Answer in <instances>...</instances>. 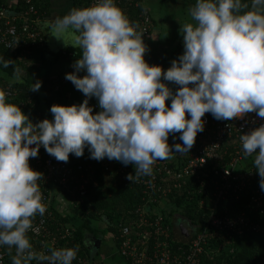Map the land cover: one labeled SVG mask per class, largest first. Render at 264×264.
I'll return each mask as SVG.
<instances>
[{"label":"clouds","instance_id":"clouds-1","mask_svg":"<svg viewBox=\"0 0 264 264\" xmlns=\"http://www.w3.org/2000/svg\"><path fill=\"white\" fill-rule=\"evenodd\" d=\"M190 16L193 22L181 29L184 53L167 71L146 62L139 25L116 0H95L45 21L51 36L80 50L75 72L65 79L88 99L53 105L54 119L34 124L0 90V248L15 249L11 264H73L79 251L59 248L45 255L34 250L28 235L39 234L33 221L46 212L38 183L42 174L29 164L41 147L63 162L70 154L82 157L88 148L91 159L134 165L135 175L127 177L133 182L151 176L157 160L189 152L205 130L206 113L217 120L248 113L264 118V0H196ZM82 71L86 75L80 78ZM14 74L18 79L19 69ZM162 77L180 86L175 94ZM41 86L36 82L31 91ZM92 97L101 109L95 115ZM170 136L182 144L170 145ZM240 141L245 158L255 155L264 191V124Z\"/></svg>","mask_w":264,"mask_h":264},{"label":"built area","instance_id":"built-area-1","mask_svg":"<svg viewBox=\"0 0 264 264\" xmlns=\"http://www.w3.org/2000/svg\"><path fill=\"white\" fill-rule=\"evenodd\" d=\"M35 1L14 0L15 4L11 8H0V46L19 52L20 60L46 44L45 20L35 8ZM123 2L140 9L129 20L139 25L138 31L142 32L145 41L152 32L148 11L140 6V0H116L117 6ZM94 3L95 0L86 2L87 7ZM150 58L148 56L145 60L153 66ZM70 70V73L75 72L72 66ZM84 73H79L80 78H83ZM5 92L8 94L7 99H17V93L9 89ZM168 105L170 107L171 103ZM89 106L94 108V115L101 111L97 98L92 97ZM203 120L206 121L205 130L198 133L189 152L174 153L166 160H157L151 176L134 178L133 182L127 177L135 175L134 165L124 166L112 160L102 166L96 165V168L91 163H79L71 167L41 147L39 155L29 160L30 167L42 174L38 183L46 207L45 214L36 216L33 221V226L40 229L39 234L31 231L28 234L30 239L38 243L33 246L34 250L48 255L52 249L73 248L76 227L72 222L62 223L54 217L51 211L54 194L64 196L80 216L94 213L99 171L113 175L117 185L136 191L137 204L127 214L124 223L112 226L118 233L117 240L110 238L118 246L120 255L130 264H201L211 231L224 234L228 239L249 233L264 234V220H255L253 216H264V191L259 187L254 167L255 155L245 158L240 141L241 135L264 124V118L256 113H248L243 118L217 120L211 113H206ZM179 135L176 133L175 137ZM169 144H182V141L170 136ZM245 192L248 193L244 202L246 210L234 216L217 214L222 203L232 197L241 200ZM199 193L203 199L198 206L200 211H204L201 215L205 220L200 224L194 239L186 246L175 249L171 243L173 229L167 217L172 206L171 200L182 195L191 199ZM50 222L56 224L55 229ZM80 253L73 264H106L97 260L96 256L88 257ZM3 261L4 255L0 253V264Z\"/></svg>","mask_w":264,"mask_h":264},{"label":"trees","instance_id":"trees-1","mask_svg":"<svg viewBox=\"0 0 264 264\" xmlns=\"http://www.w3.org/2000/svg\"><path fill=\"white\" fill-rule=\"evenodd\" d=\"M86 2L88 0H70V8H85L87 7ZM18 3L21 5V2ZM14 4V0H0V8H11ZM50 5V0H36L34 2L35 8L43 15L45 21L51 16ZM118 7L124 11L128 18H132L140 10L137 9L138 7L128 6L124 2L118 5ZM181 51H184V47H182L179 53ZM80 55V50L75 48H69L58 52L56 55H52L48 52V47L45 44L43 48L35 50L33 54L27 56L24 60H20L19 52L7 50L0 46V60L11 62L8 68H4L3 64L0 63V90L6 91L9 89L12 93H17V99L14 100L11 98L8 99V102L19 105L25 115L29 117L30 121L38 124L46 119L44 113L47 111L50 112L53 105H80L85 100L86 96L78 91L72 82L65 79L66 74H70V66L79 59ZM65 60H69L66 69L64 71L61 69L57 71L56 66L61 62L62 65L65 64ZM14 69H19L18 79L14 74ZM42 70L46 71L41 77H38L42 73ZM36 82H41L42 86L39 91L33 92L31 88ZM29 99H31V103L28 104ZM110 161L112 162L109 159H103L102 161L91 159L88 148H85L82 157L77 158L74 154H70L68 162H61L71 167L77 166L79 163H91L96 168V165L102 166L103 164L110 163ZM113 161L116 162L115 160ZM257 175L260 181L261 178L259 177L258 171ZM96 180L95 212L88 216H80L76 212L79 215L74 218L75 220H80L81 224L76 227L73 248L78 246V252L88 257H95L96 255V253L93 254V251L87 249L85 245L86 234H95L94 230L89 226L90 222L96 219L103 221L104 219L103 227L107 230L108 237L116 241L118 233L113 227L120 222L124 223L127 220V214L133 211L134 206L137 204L136 191H132L124 185H117L113 175L99 171ZM247 195L248 193L245 192L241 196V200L238 201L234 197L229 198V200L220 205L217 214L234 216L236 213L246 210L244 204L246 203ZM202 199L203 195L201 193L193 196L191 199L186 195L176 198L173 197L171 200V209L176 211L171 210L167 216L172 229L174 223L177 224L173 217L176 214L183 215L191 221L192 225L199 228L200 224L205 220L201 215L204 211H200L198 206ZM51 211L54 217L62 223L71 222L70 218L61 217L56 212L54 205ZM253 216L255 220H264V216L261 218L259 215L256 216L253 214ZM50 223L52 228L55 229L56 224ZM211 232L209 234L210 241L205 248L204 255L201 257V264H264V234L249 233L242 237L228 239L224 234L215 231ZM185 234L188 236V240L186 241H177L174 236L172 237L173 242L171 243L173 244V248L176 249L179 246H186L189 241L195 238V233ZM31 243L33 246L38 244L32 239ZM0 253L4 255L3 264H11L12 257L15 255V249L9 250L5 246L0 248ZM32 264H37V261H33Z\"/></svg>","mask_w":264,"mask_h":264},{"label":"crops","instance_id":"crops-1","mask_svg":"<svg viewBox=\"0 0 264 264\" xmlns=\"http://www.w3.org/2000/svg\"><path fill=\"white\" fill-rule=\"evenodd\" d=\"M69 1L70 0H50L51 16L46 21H50L57 16L63 17L66 15L71 10ZM195 3L196 0H140V6L148 11L152 21V32L146 37L144 43L148 48L145 59L150 56L153 66H161L167 71L171 67V62L173 60H178L184 53V51L179 53L182 47H184L183 32L181 29L184 24L193 22L190 16V9ZM45 35L48 52L52 55L72 48L65 47L63 41L57 40L55 37L51 36L47 28H45ZM65 64L62 65L61 62L56 66V70L59 71V69H61L64 71L69 64V60H65ZM173 93L175 94L174 90ZM167 103L170 104L171 100ZM44 117L50 121L54 119L53 114H50L48 111L44 113ZM53 205L56 212L61 217L70 218L75 227L80 226L81 221L74 219L79 214H76V209L73 210L70 202L64 196L55 193ZM93 221L98 222L100 224L99 227H103V221L99 222L98 219ZM90 224H92V221ZM173 236L177 241H181L179 235L173 234ZM98 240L101 242L100 246H98L99 248L93 247L90 249L91 251L96 250L95 256L97 260L104 261L106 264H130L129 261L120 255L118 246L114 242L109 241L110 238L107 234Z\"/></svg>","mask_w":264,"mask_h":264},{"label":"rangeland","instance_id":"rangeland-1","mask_svg":"<svg viewBox=\"0 0 264 264\" xmlns=\"http://www.w3.org/2000/svg\"><path fill=\"white\" fill-rule=\"evenodd\" d=\"M45 71L46 70H42L41 71L42 73L38 77H41L44 74ZM161 82L165 83L173 91L172 82L164 81L163 77L161 78ZM105 159H107V158H105ZM171 210L172 211H176L174 209H170L169 211H171ZM98 221L100 222V220H98ZM89 226L92 228V230H94V233L96 234L97 237H104L107 234V230H105L103 227H99L100 224L98 222H96V221H92V224H90ZM173 234L177 235V236L179 235V238L181 239V241H186L187 240L186 234L178 227V224H176V223H174ZM176 238H178V237H176ZM109 241H111V240H109ZM95 252H96V250H93V254Z\"/></svg>","mask_w":264,"mask_h":264},{"label":"water","instance_id":"water-1","mask_svg":"<svg viewBox=\"0 0 264 264\" xmlns=\"http://www.w3.org/2000/svg\"><path fill=\"white\" fill-rule=\"evenodd\" d=\"M172 87L173 90L176 92L179 89V85H176L174 82H172ZM174 219L176 220L178 227L185 233L188 234H196L198 227L192 225L191 221L188 220L186 217H184L181 214H176L174 215ZM100 240H98V245H96L97 249L99 248L98 246H100Z\"/></svg>","mask_w":264,"mask_h":264},{"label":"flooded vegetation","instance_id":"flooded-vegetation-1","mask_svg":"<svg viewBox=\"0 0 264 264\" xmlns=\"http://www.w3.org/2000/svg\"><path fill=\"white\" fill-rule=\"evenodd\" d=\"M255 159V157H254ZM101 239L102 237H97L95 234L87 233L86 239H85V245L87 249H91L93 247H96L98 245V239Z\"/></svg>","mask_w":264,"mask_h":264}]
</instances>
